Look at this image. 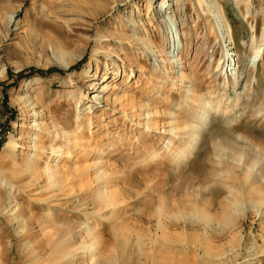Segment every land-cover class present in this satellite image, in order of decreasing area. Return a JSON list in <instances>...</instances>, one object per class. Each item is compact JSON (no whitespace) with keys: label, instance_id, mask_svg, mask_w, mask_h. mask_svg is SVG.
Masks as SVG:
<instances>
[{"label":"rangeland","instance_id":"374dc122","mask_svg":"<svg viewBox=\"0 0 264 264\" xmlns=\"http://www.w3.org/2000/svg\"><path fill=\"white\" fill-rule=\"evenodd\" d=\"M163 1L0 0V264H264V0Z\"/></svg>","mask_w":264,"mask_h":264},{"label":"bare ground","instance_id":"6f19581e","mask_svg":"<svg viewBox=\"0 0 264 264\" xmlns=\"http://www.w3.org/2000/svg\"><path fill=\"white\" fill-rule=\"evenodd\" d=\"M163 0H161V2H160V4H154V8H153V10L155 11V12H157V11H160V9L161 8H163L164 7V4H163ZM177 3H179L178 1H175V3L174 4H177ZM171 6V5H170ZM137 40V39H136ZM138 41V40H137ZM137 44V43H136ZM138 44H140V43H138ZM145 44V43H144ZM143 48H144V46H143ZM146 49V48H145ZM69 63H70V61L69 62H64V63H60L61 65H60V67L62 68V69H64V70H68V67H69ZM119 69H120V74H119V76H123L124 77V71L121 69V65L119 66ZM98 74V75H97ZM97 74L95 73V75H93L92 76V78H94V81H92L91 83H89L88 84V89L89 90H93V91H95V92H97V94L96 95H93L91 98H89L88 97V100L91 102V105H88V107H86L87 109H88V111L89 110H93V112L95 111V110H97L99 107H103V106H106L107 104L108 105H112L113 107H114V110H116L115 112L116 113H118V114H120V115H124L125 117H126V120H131L130 118H131V116L130 115H128V111H126V110H124V109H121L120 108V111H122V112H119L118 110H119V106L121 105V104H123V103H120V104H118V105H115V103H117V102H123V100L124 99H126L128 96H127V94H126V92H121L122 94H120V96H119V94L117 93V91L119 90V86H118V84H116V83H114V82H109V81H105L106 79H107V76H108V74H109V71H108V69L106 68V66L104 65V70H103V72H102V76L99 78V73L97 72ZM107 75V76H106ZM126 76V75H125ZM128 76H129V74H128ZM122 78V77H121ZM97 80L98 81H100L101 83H100V86H98L99 85V83L97 82ZM105 81V83H103ZM19 90V89H18ZM27 99V98H26ZM25 99V101H27ZM28 102V101H27ZM26 102V104L24 105V106H22V108H26V110H27V112H29L30 113V111L32 110V108H34V107H32V105H31V103H27ZM15 105H17V106H19L20 104L19 103H15ZM118 106V107H117ZM32 107V108H31ZM124 111V112H123ZM87 114H88V112H86ZM90 113V112H89ZM91 114V113H90ZM132 114V113H131ZM30 115V114H29ZM84 115V114H83ZM93 115V114H92ZM240 114H238L237 116H236V118L234 119V121H236L237 122V120H239V118H241L240 116H239ZM30 116H35V113H33V114H31ZM147 115L146 114H144V119H148L147 117H146ZM90 117V116H89ZM150 117V116H149ZM82 118H84V117H82ZM80 119V118H79ZM89 119V118H88ZM132 121V120H131ZM36 126V125H35ZM32 127H33V125H32ZM43 130L45 131L46 129H44V127H43ZM42 130V131H43ZM47 131V130H46ZM16 140H17V138H15V136H13V135H10L9 136V138L6 140V142L4 143V145H3V143H2V146H3V148H2V146H1V149H2V152H1V154H0V157H2V156H7V155H10L13 151H15V148H17V147H19L18 145H17V143H16ZM68 142L69 143H71L72 144V140L71 139H69L68 140ZM70 145V144H69ZM72 146V145H71ZM166 147V146H165ZM0 149V150H1ZM82 149V148H81ZM33 150H36L35 148H33ZM41 151H43V153H44V155L41 157V158H48V157H46L47 156V154L48 155H51V153H52V151H49V149L48 148H43ZM85 152H87V151H85ZM57 153V152H56ZM45 154H46V156H45ZM70 155V154H69ZM191 155L190 154H184L181 158H180V160L178 161V164H180V163H182V162H184L185 161V163L186 162H188L189 161V157H190ZM64 158H65V156H64ZM37 159H39V158H37ZM147 159V158H146ZM40 161H42V160H40ZM43 170L45 169H47V165H48V162L46 163L45 161H43ZM141 164H142V162H141ZM144 165V164H143Z\"/></svg>","mask_w":264,"mask_h":264},{"label":"built area","instance_id":"2783aa9c","mask_svg":"<svg viewBox=\"0 0 264 264\" xmlns=\"http://www.w3.org/2000/svg\"><path fill=\"white\" fill-rule=\"evenodd\" d=\"M4 128H3V125L1 124L0 122V147L2 146V142H3V139H4Z\"/></svg>","mask_w":264,"mask_h":264}]
</instances>
